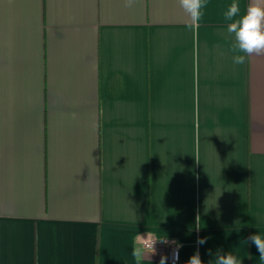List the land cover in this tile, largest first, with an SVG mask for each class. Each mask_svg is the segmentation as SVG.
Returning a JSON list of instances; mask_svg holds the SVG:
<instances>
[{
    "label": "crops",
    "instance_id": "0c3cea01",
    "mask_svg": "<svg viewBox=\"0 0 264 264\" xmlns=\"http://www.w3.org/2000/svg\"><path fill=\"white\" fill-rule=\"evenodd\" d=\"M231 2L188 30L179 0H0V264H136L147 233L264 264V54L232 63Z\"/></svg>",
    "mask_w": 264,
    "mask_h": 264
},
{
    "label": "clouds",
    "instance_id": "9594fccd",
    "mask_svg": "<svg viewBox=\"0 0 264 264\" xmlns=\"http://www.w3.org/2000/svg\"><path fill=\"white\" fill-rule=\"evenodd\" d=\"M180 6L187 14L189 20L186 23L188 30H194L203 19L205 10L208 7V0H179ZM225 28L229 36L230 51L232 53V63L234 65L244 66L250 62L251 58L256 55L264 54V0H251L242 10L240 0H232L227 10L223 14ZM149 239L148 233L147 238ZM167 243L165 238L155 239L148 247L154 248L157 241ZM176 250L173 253V264L179 260V249L183 247L178 241L173 242ZM207 243V237H201L197 240L199 246ZM254 245L260 254V259L264 260V233L257 232L252 234L247 244ZM148 255L146 246L143 243H137L131 248V256L140 264ZM208 255L213 257L208 264H242L238 254L233 251L225 252L218 249L215 253L209 250ZM169 257L163 256L160 264H167ZM186 264H205L201 258L199 248L186 262Z\"/></svg>",
    "mask_w": 264,
    "mask_h": 264
},
{
    "label": "built area",
    "instance_id": "2783aa9c",
    "mask_svg": "<svg viewBox=\"0 0 264 264\" xmlns=\"http://www.w3.org/2000/svg\"><path fill=\"white\" fill-rule=\"evenodd\" d=\"M161 238H165L167 240V243H162L161 241L158 240L154 244V248L148 247V245H150L153 240L161 239ZM174 241H178V240L173 237H151L147 241L144 240L143 244L146 246L147 253L153 254V255L168 256L169 257L168 263L173 264L172 256H173L174 251L176 250V245L173 243ZM179 243L182 244L181 242ZM180 250L181 248L179 249V260H180ZM179 260L176 262V264L179 262Z\"/></svg>",
    "mask_w": 264,
    "mask_h": 264
}]
</instances>
